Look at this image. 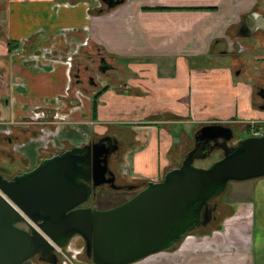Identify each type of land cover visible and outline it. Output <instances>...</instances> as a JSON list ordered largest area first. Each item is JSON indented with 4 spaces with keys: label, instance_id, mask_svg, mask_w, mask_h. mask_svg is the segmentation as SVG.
Wrapping results in <instances>:
<instances>
[{
    "label": "crops",
    "instance_id": "0c3cea01",
    "mask_svg": "<svg viewBox=\"0 0 264 264\" xmlns=\"http://www.w3.org/2000/svg\"><path fill=\"white\" fill-rule=\"evenodd\" d=\"M98 2L0 0V122L17 127L14 139L37 142L35 127L22 130L27 114L48 108L54 99L63 100L61 114L70 113L64 95L78 53L66 63L56 54L88 45L83 58L74 61L78 70L85 56H95L99 48L113 71L124 74H109L113 85H101L96 100L86 95L74 105L83 112H71L66 124L90 123L98 138L119 124L112 136L123 142L120 158L127 168L121 185L131 180L141 185L162 176L165 160L177 150L183 152V147L176 148L188 138L186 129L232 125L239 128L237 134L245 131V137L251 127L264 130L263 102L255 96L264 88V33L244 38L255 37L251 59H236L229 50L241 17L255 9L256 0H125L108 13L97 10ZM155 7L215 9L151 10ZM239 45V52L247 50ZM94 101L96 116L90 122ZM1 153L11 158L8 165L22 162L13 172L28 171L41 158L35 145L25 151L21 147L18 154L10 149ZM249 193L251 203L229 201L228 211L210 229L133 264H264V178L250 182ZM85 260L77 264H92Z\"/></svg>",
    "mask_w": 264,
    "mask_h": 264
},
{
    "label": "water",
    "instance_id": "95a60500",
    "mask_svg": "<svg viewBox=\"0 0 264 264\" xmlns=\"http://www.w3.org/2000/svg\"><path fill=\"white\" fill-rule=\"evenodd\" d=\"M101 1L109 9L124 2ZM263 28L262 16L251 12L242 16L235 37L246 38ZM262 102L260 109L264 97ZM232 138L229 127H199L177 167L107 210L83 206L102 185L120 189L107 169L108 151L103 152L100 142L41 159L9 179L0 174V264H25L35 256L57 264V251L76 236L83 240L84 255L92 264H133L171 249L189 231L214 220L217 204L210 201L228 182L264 177V130L228 146ZM213 150L221 152L219 159L206 168L193 165Z\"/></svg>",
    "mask_w": 264,
    "mask_h": 264
},
{
    "label": "rangeland",
    "instance_id": "374dc122",
    "mask_svg": "<svg viewBox=\"0 0 264 264\" xmlns=\"http://www.w3.org/2000/svg\"><path fill=\"white\" fill-rule=\"evenodd\" d=\"M256 2H258V3L254 6V8L257 10V12H263L264 11V0H259V1L256 0ZM256 34H258V33H256ZM261 34H263V33H261ZM253 38H255V37H253ZM253 38L239 39L238 40L239 43L242 45H245V47H247V50L239 52V54H233L232 45H231L230 49H229L231 51L230 55L236 59H238V57H240L241 58L240 60L251 59L253 57L254 50L251 53H249V52H250V50L253 49V47H251V46L255 44V40ZM231 41H232V39H231ZM88 46H90V45H88ZM88 46H86V47H88ZM79 47L75 48L74 50H71V52H69V50H68L66 54H56V56L58 58H60L61 60H64L65 61L64 63H66V62H68L67 59L69 58V55L71 53L74 55H76L78 53L75 57V60H73V63H72L73 67H72L71 74H70V80L67 84V89H66L67 93L64 95L65 96L64 99L70 103V107H71V109L69 107L70 113L81 111L82 108L75 110L74 105L81 104L82 100L84 102V100H86L85 99L86 95L89 96L91 99V97L94 95V93L100 89L99 87H101V85L110 87L112 84V80L109 77V74H111V76L114 75V78L115 77L117 78L118 76L121 77V75L124 74V71L119 74V72H116L113 70L106 72V73L99 72L97 70L99 58L97 60L95 59L94 61H92V58H91L92 55L85 56L86 61H84V63L82 64L81 69L77 71V68H78L77 63L74 64V61L77 62L83 58L84 54H83L82 50H84L86 48L85 46L84 47L81 46L82 48L79 49ZM91 51L93 52V48L91 49ZM104 53H103V56L105 58H107L108 55H104ZM54 59L55 58H53V60ZM226 62H228V60H226L224 63H226ZM50 63H52V61ZM85 66L88 67L87 70H85ZM51 68H52L51 66L48 67L49 70H51ZM233 69L236 70L237 67H234ZM125 70H126V67H125ZM126 71L127 72L125 74L129 75V71L128 70H126ZM90 76L93 78L95 85H91L90 83H88V77H90ZM126 77H128V76H126ZM256 98L253 97V100L257 101L258 99L256 100ZM63 106H64L63 100L54 99V101L52 102V105L49 106L48 108L42 107V108L34 109L31 112H28V114H27V116H29L28 122L23 125L25 127L22 130H27L28 128L31 129L32 125L35 124L36 125L35 126L36 131H38L37 132L38 136L39 135L40 136L38 137L37 142L35 140L32 141L31 140L32 138H29L28 140H29V142L30 141L31 142L29 144H27L26 146H24V151H25V149L27 150V148H30V146L34 147V145H35L39 148L40 156L42 158L44 155H47V154L51 155L52 153H54V152H52L50 154L48 151L58 150V153H59V152L64 151V147H68L71 144L83 145L87 142V139L89 141L90 139L96 140V138H98V137H96L97 134H95L96 130L94 129V125H92L90 123H83L85 121L81 120V121H77L78 122L77 124L76 123L75 124H73V123L66 124L68 122L67 116H69L70 113L67 115L61 114V111H59V109H61ZM82 112L83 111H81V113ZM55 118L57 120H55ZM92 119L93 118H91L90 122L92 121ZM64 120H66V121H64ZM0 123H3V124H1L3 126V128H0V143H1L0 151L5 152L7 154L8 149H10L13 153L18 154L20 151L19 147L16 149L17 146H14L13 147L14 149H11L9 144L7 143V140L5 139V137L10 136L11 134L16 136L14 133V130L17 127H15L14 125H10L8 123L6 124L5 122H0ZM113 126L116 128H119V124H114ZM120 127H122V126H120ZM116 128L114 129V128L109 127L107 129L106 133H104V134L112 135L116 132ZM127 129H128V127H127ZM196 129L197 128L192 129L191 132H189L188 129H186L185 132H186V135L188 138H185L184 142L182 140H180V142L181 141L182 142L176 148V149H178L179 147H181V148L183 147V149H182L183 152H179L177 150L176 151L177 153H175V155H174L173 151H172V153H170V155H174V156L165 160L167 162V170L174 168V167H177L180 164V161H181L183 155L191 149V147L193 145V139L192 138H193V134L196 131ZM251 130H253V129H251ZM249 132H250V130H249ZM245 135H246L245 131H243L242 133H239V134L233 133L234 137L230 141L229 145L231 146L233 143H235V141L238 140V138H241V139L244 138ZM34 136L36 137V135H34ZM179 137H181V136H179ZM15 142H18V144H21L22 142H25V141H19L17 139V141H15ZM122 148H123V146L121 147V150L124 151L123 150L124 148L123 149ZM15 149H16V151H15ZM120 155H121V153H120ZM120 155L115 154L111 158V163H110V169L112 170V173L115 176L114 184L116 186H119L120 189L119 190H113V189H110V187L107 185L101 186V187L96 189V194H95L94 198L91 199L85 205H83L84 207H86V206L95 207L98 210L111 209V208L119 205L120 202H122V201L124 202V201L128 200L129 198H131L134 194H136L142 188L144 183L139 185V188H137V189H135L136 187H132V189H131L128 185L119 184L121 182H124L122 180H124L123 179V176L125 175L124 171L127 168L126 167L127 165L125 163H123V160H122V158H120ZM220 157H221L220 152L213 151L206 158H204L202 160L194 161L193 165L195 167L206 168L212 162L216 161ZM10 159L11 158H9L8 155L6 156L3 153L0 154V171L4 170L3 171L4 174L2 173V175L7 179L15 176L17 174V172H13V171L14 170L17 171L19 169V167H21V164H20L21 161L20 160H19V163L14 167L12 164L8 165V161ZM13 161L14 160H11V163H13ZM161 177L162 176L160 175L156 181H159L161 179ZM263 178L264 177H260V178L251 179V180L242 181V182H228L224 191L219 196H217L216 198H214L211 201V202H215L217 204V206H216L217 208H215L216 210L214 213L215 219L212 220L205 227H202L201 229L199 227V228H195V229L189 231L187 233V236L194 237V236H196L195 234H199L197 232L210 229L212 226H214V224L221 221V215H223L226 211H228L227 210L228 207L225 204L228 203L229 201L233 200V201L237 202V204H239V203L243 202L244 200H247L249 203H251L250 193H249L250 182H256L257 180H262ZM131 184L134 185L137 183H135L133 180H131L129 185H131ZM254 201H255V198H254ZM20 227H22L24 229L26 228L25 225H20ZM178 244H180V242ZM178 244H176L171 249H175V247L178 246ZM171 249H169V250H171ZM57 254H58V263L57 264H77L79 262V260L86 261L85 260L86 257L84 255V242L79 236H76L73 239H71L68 246L65 249L60 250L59 253H57ZM25 264H46V263L39 261L38 256H35Z\"/></svg>",
    "mask_w": 264,
    "mask_h": 264
},
{
    "label": "flooded vegetation",
    "instance_id": "af4514ba",
    "mask_svg": "<svg viewBox=\"0 0 264 264\" xmlns=\"http://www.w3.org/2000/svg\"><path fill=\"white\" fill-rule=\"evenodd\" d=\"M259 1V0H258ZM124 2H125V0H124ZM123 2V3H124ZM122 3V4H123ZM98 7H97V10L98 11H102L103 9H105V10H107V13L108 12H111L112 10H114L115 8H117V7H119V6H121V5H119V6H116V7H114V8H112V9H109V8H107V6L101 1V0H99V2H98ZM100 11V12H101ZM256 12V13H260V12H257V10L256 9H253L252 11H250V12H248V13H251V12ZM248 13H246V14H248ZM101 14H103V13H101ZM245 14V15H246ZM260 15L262 16V18H263V20H264V16L260 13ZM242 18V17H241ZM257 32H261V33H264V28H263V30H259V29H257L254 33H257ZM235 33H236V31H235ZM235 33H234V37H233V43H231V45H232V50H233V52H235V53H237V51H240L242 48L240 47V45H239V39H244V38H236L235 37ZM74 54H70L69 55V58H71V60L70 61H72V56H73ZM91 58H92V61H94L95 59L97 60L98 58V65H97V70L99 71V72H101V73H106V72H109V71H111V70H113L114 68H113V65L112 64H110L108 61H106V58L103 56V53H102V51L101 50H99V48L97 49V51H96V54H95V56H91ZM88 69V67L86 66L85 67V70H87ZM77 71H78V69H77ZM88 83H90L91 85H95V82L93 81V78L90 76V77H88ZM255 96H258L259 98H261V100H262V97H264V88H263V91L262 92H260V88L259 89H257L256 91H255ZM262 96V97H261ZM40 110V109H39ZM38 110V111H39ZM33 124V123H32ZM36 125L35 124H33L32 125V127H35ZM226 127H229L228 125L226 126ZM233 132L232 133H235V134H237L238 133V131H239V128H235V127H233L232 125H230V127H229ZM36 130V129H35ZM35 130H34V132H35ZM38 132V131H37ZM234 137V136H233ZM5 139L7 140V143L9 144V146H10V148L11 149H14L13 147L14 146H17L16 147V149L19 147V150H21V147L23 148L24 146H26V142H22L21 144H18V142H15V141H17L16 139H14V137H13V135L11 134L10 136H8V137H5ZM239 139H241V138H238V140ZM238 140H236L235 141V143H233L232 145H235L236 144V142L238 141ZM102 143V145L104 146L103 147V152H107L108 153V155H107V169H109L111 172H112V170L110 169V163H111V158L116 154V155H120V153H121V147L123 146V142H122V140H121V138H117V137H115V136H112V135H103V136H101V137H99V138H96V140H90V141H88L87 142V144H94V143ZM17 143V144H16ZM229 143L230 142H228V146H230L229 145ZM86 145V144H85ZM193 146V145H192ZM97 148L98 149H100V144L97 146ZM192 148V147H191ZM16 149H15V151H16ZM213 151H218V152H220L219 150H213ZM212 151V152H213ZM50 154L52 153V152H54V153H52L51 155H45V156H43L42 158H40V160L41 159H45V158H49V157H51V156H53V155H55V154H57L58 153V150H53V151H48ZM220 154H221V152H220ZM34 168V167H33ZM31 170V169H30ZM29 171V170H28ZM21 172H26V171H21ZM21 172H17V174L18 173H21ZM104 186H106V185H104ZM131 189H132V187H136L135 189H137V188H139V184H134V185H128ZM134 189V188H133ZM212 201V200H211ZM210 201V202H211ZM217 208V207H216ZM216 210V209H215ZM215 210H214V212H212V215L214 216V213H215ZM215 217V216H214ZM215 219V218H214ZM212 221V220H211ZM210 221V222H211ZM209 222V223H210ZM208 223V224H209Z\"/></svg>",
    "mask_w": 264,
    "mask_h": 264
},
{
    "label": "trees",
    "instance_id": "16d2710c",
    "mask_svg": "<svg viewBox=\"0 0 264 264\" xmlns=\"http://www.w3.org/2000/svg\"><path fill=\"white\" fill-rule=\"evenodd\" d=\"M214 7H192V8H168V7H155V8H151V10L154 11H171V10H188V11H212L214 10ZM107 88H105L104 90H106ZM98 95H95L93 98L94 100H96L98 98ZM96 102H93V108H92V118L95 119L96 116V107H95ZM123 202V201H122ZM120 202V203H122ZM119 203V204H120Z\"/></svg>",
    "mask_w": 264,
    "mask_h": 264
},
{
    "label": "built area",
    "instance_id": "2783aa9c",
    "mask_svg": "<svg viewBox=\"0 0 264 264\" xmlns=\"http://www.w3.org/2000/svg\"><path fill=\"white\" fill-rule=\"evenodd\" d=\"M55 120H57V119L55 118ZM251 129H253V130H250V135L251 136H260L261 133H262L261 129L256 128V130H255L254 127H251ZM59 251L60 250H58L57 252L59 253Z\"/></svg>",
    "mask_w": 264,
    "mask_h": 264
},
{
    "label": "bare ground",
    "instance_id": "6f19581e",
    "mask_svg": "<svg viewBox=\"0 0 264 264\" xmlns=\"http://www.w3.org/2000/svg\"><path fill=\"white\" fill-rule=\"evenodd\" d=\"M102 186H104V185H102ZM108 186V185H107ZM101 187V186H100ZM99 188V187H98ZM111 189V188H110ZM114 190V189H113Z\"/></svg>",
    "mask_w": 264,
    "mask_h": 264
}]
</instances>
